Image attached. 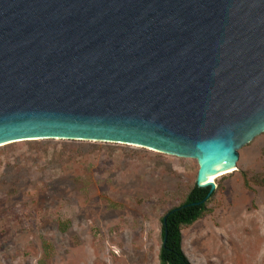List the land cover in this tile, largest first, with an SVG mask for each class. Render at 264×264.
<instances>
[{"label":"water","instance_id":"1","mask_svg":"<svg viewBox=\"0 0 264 264\" xmlns=\"http://www.w3.org/2000/svg\"><path fill=\"white\" fill-rule=\"evenodd\" d=\"M261 134L264 0H0V148L93 141L195 159L207 202V180L236 172Z\"/></svg>","mask_w":264,"mask_h":264},{"label":"rangeland","instance_id":"2","mask_svg":"<svg viewBox=\"0 0 264 264\" xmlns=\"http://www.w3.org/2000/svg\"><path fill=\"white\" fill-rule=\"evenodd\" d=\"M200 166L136 146L24 141L0 148V264H160L162 219ZM214 182L183 230L192 264H264V134ZM248 183V184H247Z\"/></svg>","mask_w":264,"mask_h":264},{"label":"trees","instance_id":"3","mask_svg":"<svg viewBox=\"0 0 264 264\" xmlns=\"http://www.w3.org/2000/svg\"><path fill=\"white\" fill-rule=\"evenodd\" d=\"M209 192V188H199L196 184L187 195L183 204L166 213L162 219L163 242L166 231L168 235L166 246H162L160 251V264H192L183 250L182 232L184 229L191 227L204 216L211 213L209 203L214 197V194L207 202H204ZM165 218L167 219L166 227L164 226Z\"/></svg>","mask_w":264,"mask_h":264},{"label":"bare ground","instance_id":"4","mask_svg":"<svg viewBox=\"0 0 264 264\" xmlns=\"http://www.w3.org/2000/svg\"><path fill=\"white\" fill-rule=\"evenodd\" d=\"M232 171H233V170H229V171H227V172H224V173H221V174H217V175L211 176L207 181H209V182H214L216 179H218V178H220V177H222V176H224V175H227V174L232 173ZM203 182H205V180H204ZM214 183H215V182H214Z\"/></svg>","mask_w":264,"mask_h":264}]
</instances>
